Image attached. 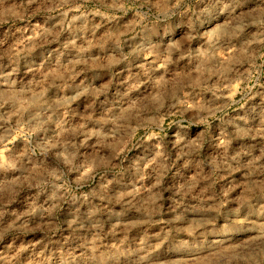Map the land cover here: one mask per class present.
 Listing matches in <instances>:
<instances>
[{
	"label": "rangeland",
	"instance_id": "obj_1",
	"mask_svg": "<svg viewBox=\"0 0 264 264\" xmlns=\"http://www.w3.org/2000/svg\"><path fill=\"white\" fill-rule=\"evenodd\" d=\"M0 264H264V0H0Z\"/></svg>",
	"mask_w": 264,
	"mask_h": 264
}]
</instances>
